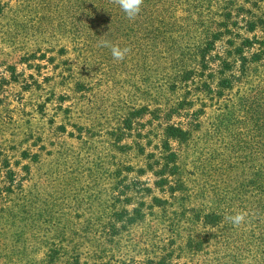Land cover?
Instances as JSON below:
<instances>
[{
    "label": "rangeland",
    "instance_id": "374dc122",
    "mask_svg": "<svg viewBox=\"0 0 264 264\" xmlns=\"http://www.w3.org/2000/svg\"><path fill=\"white\" fill-rule=\"evenodd\" d=\"M263 52L264 0H0V264H264Z\"/></svg>",
    "mask_w": 264,
    "mask_h": 264
},
{
    "label": "clouds",
    "instance_id": "9594fccd",
    "mask_svg": "<svg viewBox=\"0 0 264 264\" xmlns=\"http://www.w3.org/2000/svg\"><path fill=\"white\" fill-rule=\"evenodd\" d=\"M113 2L119 6V8L125 13L126 17L130 20H134L141 11L143 0H113ZM102 46L109 47L114 59L122 61L126 54L130 51L125 47L121 49L118 45L111 44L108 41H102ZM246 213H236L226 217L234 225H241L245 222Z\"/></svg>",
    "mask_w": 264,
    "mask_h": 264
},
{
    "label": "trees",
    "instance_id": "16d2710c",
    "mask_svg": "<svg viewBox=\"0 0 264 264\" xmlns=\"http://www.w3.org/2000/svg\"><path fill=\"white\" fill-rule=\"evenodd\" d=\"M246 41H247V44H244V45H250L252 43L250 40H246ZM236 49L239 50V47H237ZM239 54H241V56H240V61H241L240 72L244 75L246 72H248L251 69L249 66L250 62H249V59L245 55H243L241 51L239 52ZM263 54H264V52H263ZM254 57H256V56H254ZM258 59H260V58H258ZM263 63H264V61H263ZM222 85L228 87L231 85V82L228 78H223L222 79Z\"/></svg>",
    "mask_w": 264,
    "mask_h": 264
}]
</instances>
